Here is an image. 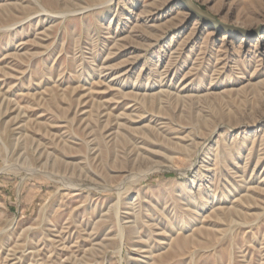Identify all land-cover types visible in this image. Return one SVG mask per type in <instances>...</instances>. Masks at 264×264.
<instances>
[{
  "label": "rangeland",
  "instance_id": "obj_1",
  "mask_svg": "<svg viewBox=\"0 0 264 264\" xmlns=\"http://www.w3.org/2000/svg\"><path fill=\"white\" fill-rule=\"evenodd\" d=\"M258 36L178 0H0V264H264Z\"/></svg>",
  "mask_w": 264,
  "mask_h": 264
},
{
  "label": "water",
  "instance_id": "obj_2",
  "mask_svg": "<svg viewBox=\"0 0 264 264\" xmlns=\"http://www.w3.org/2000/svg\"><path fill=\"white\" fill-rule=\"evenodd\" d=\"M178 1L180 5L183 7V9H185V11L189 13L190 18L198 19L201 23L211 25L218 30H222L234 35H239L241 37H247V38H254L264 33V25H262L261 27L255 30L248 31L240 27L228 25L221 22L217 18L211 16L210 14L202 10L191 0H178Z\"/></svg>",
  "mask_w": 264,
  "mask_h": 264
},
{
  "label": "bare ground",
  "instance_id": "obj_3",
  "mask_svg": "<svg viewBox=\"0 0 264 264\" xmlns=\"http://www.w3.org/2000/svg\"><path fill=\"white\" fill-rule=\"evenodd\" d=\"M261 38L264 39V36L263 35H259L258 39H261Z\"/></svg>",
  "mask_w": 264,
  "mask_h": 264
}]
</instances>
